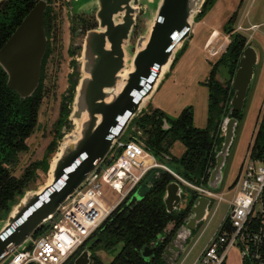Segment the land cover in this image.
I'll return each instance as SVG.
<instances>
[{
    "label": "water",
    "instance_id": "water-1",
    "mask_svg": "<svg viewBox=\"0 0 264 264\" xmlns=\"http://www.w3.org/2000/svg\"><path fill=\"white\" fill-rule=\"evenodd\" d=\"M10 0H0V11ZM207 0H69L71 16L83 32L82 67L73 98L67 132L53 158L49 179L40 188H27L0 216V264L11 251L25 250L36 234L58 215L61 207L84 188L127 134L132 122L144 111L161 83L172 70L178 53L192 36L193 24ZM46 0H40L0 49V66L8 76L7 86L22 99L33 96L39 86L42 61L47 51L45 32ZM146 8L143 34L135 36L141 8ZM93 18L82 15L90 12ZM92 21L83 30L81 21ZM81 22V23H80ZM78 35V34H77ZM260 54L248 45L232 81L234 96L231 112H242L254 81ZM128 71L125 76L123 73ZM239 121L225 118L224 143L216 157L208 188L218 190ZM156 176L150 174L132 199L142 200L151 190ZM183 196L185 199H183ZM191 194L178 182L168 184L164 203L168 213L180 207ZM185 205V208H187ZM212 200L195 199L185 224L164 250L162 260L176 264L187 247V240L210 214ZM91 239L74 264H91ZM119 248L110 262L119 254ZM152 254L145 249L143 256Z\"/></svg>",
    "mask_w": 264,
    "mask_h": 264
},
{
    "label": "trees",
    "instance_id": "trees-1",
    "mask_svg": "<svg viewBox=\"0 0 264 264\" xmlns=\"http://www.w3.org/2000/svg\"><path fill=\"white\" fill-rule=\"evenodd\" d=\"M39 1L10 0L2 8L0 11V49ZM46 1L48 7L45 12L44 28L48 45L42 70H44L49 55L51 40L57 41V36L53 31L55 19L51 9L53 0ZM217 1L207 0L201 13L195 19V23L206 17ZM242 2L243 0L240 4ZM237 11L223 27L230 42L221 59L213 65L208 79L209 104L206 127L201 129L194 125L192 107L185 108L176 118L167 115L160 109H155L151 113L143 111L132 122L131 126L136 125L139 132L143 134L139 139L144 143L146 149L159 159L175 162L181 167V171L170 173L155 169L158 170V176L146 196L142 200L135 198L131 200L132 196H130L115 210L91 238H97L91 247V264H105L96 256L97 251L113 254L119 248H121L119 254L110 264H167L162 260L164 250L177 230L185 224V219L195 199L199 197L196 191L181 183L176 176L191 185L208 188L211 172L216 166L217 154L221 151L224 143L222 125L225 118H236L239 124L243 119V111L240 113L231 112V100L234 96L232 81L243 52L249 45L247 38L235 32L233 27L238 19ZM83 22L84 31L94 27L90 23L86 26L87 21ZM185 49L186 44L178 53L172 69ZM220 65L227 69L230 77L225 82L216 78L217 68ZM41 79V85L34 95L22 99L7 87V75L0 66V216L9 211L10 205L24 193L35 177V170L32 169H28L22 177H15L13 169L19 163L20 155L28 150L27 140L37 126L38 114L44 97L43 75ZM78 79L77 72L70 83L69 91L72 99ZM177 143L182 144L185 148L180 157H175L171 153ZM251 157L254 159L264 157V110L251 149ZM48 168L49 166L46 164L45 170L47 171ZM172 182H178L184 192L191 194V197L188 199L186 209L168 213L164 196L168 184ZM48 227L49 225L40 230L36 237L47 231ZM84 247L66 264H74ZM147 248L152 250L148 259L143 256V252Z\"/></svg>",
    "mask_w": 264,
    "mask_h": 264
},
{
    "label": "rangeland",
    "instance_id": "rangeland-1",
    "mask_svg": "<svg viewBox=\"0 0 264 264\" xmlns=\"http://www.w3.org/2000/svg\"><path fill=\"white\" fill-rule=\"evenodd\" d=\"M68 1L53 0L51 7L55 17L53 31L57 36V41L54 42L52 39L50 42V51L43 70L44 97L36 129L27 140L28 150L20 155L19 163L13 169L15 177H22L28 169L35 170V177L28 188H40L48 182L49 168L46 171L45 165L50 166L63 136L73 128L70 120L73 99L69 89L73 76L77 72L79 74L82 67L84 33H76L78 25L76 21L79 20L72 19ZM240 3L241 0H218L206 17L197 23L194 22L192 36L185 42V51L175 67L167 74L152 100L146 103L144 109L146 113L160 109L176 118L185 108L192 107L194 125L201 129L206 127L209 104L208 79L213 65L221 59L230 42L223 27L238 10V19L233 24L235 32L244 35L248 44L256 48L260 54V62L256 67L255 78L243 110L242 122L237 128L234 143L223 169L221 185L218 190H215L216 193L222 194L224 201L212 199L209 217L187 240L186 250L176 264H195L211 237L218 232L228 213L229 204L227 202L234 196L229 190L251 152L264 110V0H243L242 4ZM82 15L93 18L91 11L83 12ZM146 20V8L142 7L135 36L143 34L148 24ZM86 23L87 26L92 21ZM254 25L259 26L255 31L251 30ZM239 26L241 31L238 30ZM216 78L221 82L230 78L227 69L222 65L217 68ZM138 132V127L132 125L122 141L142 137L143 134ZM184 151V146L177 143L172 155L180 157ZM156 160L162 166L161 170L170 173L181 171V167L175 162L157 157ZM151 174L157 178L158 170H153ZM114 197L115 194H112L111 198ZM185 205L187 201L183 200L180 207L184 209ZM114 255L115 253L96 252V256L105 264L110 262ZM225 264H241V256L237 248L229 251Z\"/></svg>",
    "mask_w": 264,
    "mask_h": 264
},
{
    "label": "built area",
    "instance_id": "built-area-1",
    "mask_svg": "<svg viewBox=\"0 0 264 264\" xmlns=\"http://www.w3.org/2000/svg\"><path fill=\"white\" fill-rule=\"evenodd\" d=\"M161 168L139 138L121 140L86 186L61 207L47 231L35 236L25 250L11 251L4 264H66L148 174ZM176 177L199 196L224 201L222 194ZM229 192L234 196L227 202V216L195 264H225L233 248L239 250L241 264H264V157L254 159L250 152Z\"/></svg>",
    "mask_w": 264,
    "mask_h": 264
},
{
    "label": "flooded vegetation",
    "instance_id": "flooded-vegetation-1",
    "mask_svg": "<svg viewBox=\"0 0 264 264\" xmlns=\"http://www.w3.org/2000/svg\"><path fill=\"white\" fill-rule=\"evenodd\" d=\"M42 63H43V61H42ZM42 73H43V70H41V78H42V75H43ZM41 78H40L39 86L41 85V81H42ZM7 83H8V76H7ZM42 85H43V84H42ZM39 86H38V87H39ZM7 87H8V86H7ZM37 89H38V88H37ZM37 89H36V90H37ZM10 90H11V89H10ZM12 91H13V90H12ZM14 92H15V91H14ZM35 92H36V91H35ZM33 95H34V94H33ZM173 148H174V147H173ZM172 151H173V149L171 150V153H172ZM183 198H184V197H183ZM178 210H180V209H178ZM176 211H177V210H176ZM171 228H172V227H171ZM171 228H170V229H171Z\"/></svg>",
    "mask_w": 264,
    "mask_h": 264
},
{
    "label": "bare ground",
    "instance_id": "bare-ground-1",
    "mask_svg": "<svg viewBox=\"0 0 264 264\" xmlns=\"http://www.w3.org/2000/svg\"><path fill=\"white\" fill-rule=\"evenodd\" d=\"M128 71H129V70L125 71V72L123 73V76H125V75H126V73H128Z\"/></svg>",
    "mask_w": 264,
    "mask_h": 264
},
{
    "label": "crops",
    "instance_id": "crops-1",
    "mask_svg": "<svg viewBox=\"0 0 264 264\" xmlns=\"http://www.w3.org/2000/svg\"><path fill=\"white\" fill-rule=\"evenodd\" d=\"M254 26H256V25H254ZM194 30V29H193ZM250 44V43H249Z\"/></svg>",
    "mask_w": 264,
    "mask_h": 264
}]
</instances>
